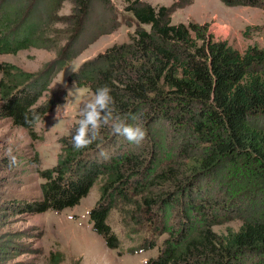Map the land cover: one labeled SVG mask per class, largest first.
<instances>
[{"label": "trees", "instance_id": "1", "mask_svg": "<svg viewBox=\"0 0 264 264\" xmlns=\"http://www.w3.org/2000/svg\"><path fill=\"white\" fill-rule=\"evenodd\" d=\"M124 1L138 24L128 40L83 60L67 79L92 92L109 86L121 115L140 116L145 139L134 146L103 128L98 141L76 151L73 123L59 138L56 164L41 171V195L15 208L59 212L99 181L87 214L108 248L121 244L107 222L115 208L135 242L128 252L157 249L144 264H264V199L238 204L241 193L264 195V48L239 50L215 39L207 22L172 23L173 12L193 0ZM219 1L264 9V0ZM119 25L111 0H0V54L29 47L55 53L37 72L0 62V118L33 133L66 98L61 89L40 101L52 76ZM233 218L242 220L236 230L213 229ZM52 259L59 264L61 254Z\"/></svg>", "mask_w": 264, "mask_h": 264}, {"label": "rangeland", "instance_id": "2", "mask_svg": "<svg viewBox=\"0 0 264 264\" xmlns=\"http://www.w3.org/2000/svg\"><path fill=\"white\" fill-rule=\"evenodd\" d=\"M117 10L119 27L101 35L77 57L58 70L49 82V89L40 98L61 89L67 92L64 101L48 112L33 127V133L12 125L8 118H0V264H56L52 259L61 254L59 264H144L154 256L157 249L130 253L127 249L135 244L126 238L117 210L113 208L107 222L121 241L117 249L108 248L103 238L92 231L88 211L99 198V181L88 194L72 207L57 212L46 210L36 214L19 213L16 203L41 195L44 181L41 171L56 164L61 145L59 138L66 135L70 126L78 120L80 101L93 92L68 81V76L83 60L93 57L114 43L128 40L138 25L130 12L124 11V0H111ZM151 5H169L173 0H147ZM66 2L61 10L67 13ZM196 21L207 22L209 32L215 39L227 40L242 50L249 44L264 48V9L251 6H226L219 0H193L192 4L177 9L171 16L172 23ZM146 28L148 26L143 25ZM249 26L248 35L244 30ZM259 26V29L254 28ZM53 51L29 47L16 54H0V62L16 64L29 72H37L54 57ZM1 76V75H0ZM15 157V163L11 157ZM252 196L263 200L262 192L241 193L242 199ZM242 220L233 218L213 229L219 233L236 230Z\"/></svg>", "mask_w": 264, "mask_h": 264}, {"label": "clouds", "instance_id": "3", "mask_svg": "<svg viewBox=\"0 0 264 264\" xmlns=\"http://www.w3.org/2000/svg\"><path fill=\"white\" fill-rule=\"evenodd\" d=\"M78 116L71 137L72 147L76 151L87 149L98 141L103 128L110 129L112 134L123 137L134 146H139L146 136L139 115H121L117 111L111 89L107 85L97 86L90 97L80 101ZM99 156L107 159L108 153L100 148ZM11 160L15 163L14 156Z\"/></svg>", "mask_w": 264, "mask_h": 264}]
</instances>
